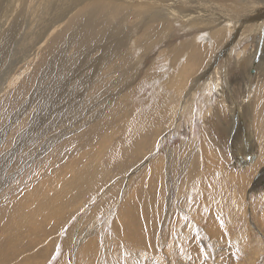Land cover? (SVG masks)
Wrapping results in <instances>:
<instances>
[{
  "label": "rangeland",
  "instance_id": "1",
  "mask_svg": "<svg viewBox=\"0 0 264 264\" xmlns=\"http://www.w3.org/2000/svg\"><path fill=\"white\" fill-rule=\"evenodd\" d=\"M15 2L18 3V5ZM34 2L36 5L32 3V0H26L25 4L22 0H14L13 3H15L17 7L12 3V7L6 10L10 13H3L4 16L12 18L9 20L10 22L2 28V31H7L8 28H10V24L13 22L12 20L16 19L20 14H22L21 20L24 21L21 23L22 21L19 19L21 25H24V23L26 24L29 19H32L31 26H38V28H36L38 31L36 37H30L29 41L19 46L18 49L20 52L16 55V60L7 57L0 63V69H3L9 63L16 64L19 62L13 66L10 72H0V235L5 231L11 233L8 234L9 236L4 235V239H9L11 242L8 248L9 253H2V256H0V263L264 264V218H262V216L264 217V178L260 177L264 175V161L259 165L255 163L259 158L256 156L257 150L254 151L255 141L257 145V141L259 140L255 132L257 124L253 122V132H248L246 128L247 119L249 118L248 102L256 94L259 84L256 86V89L251 92L250 99L248 100V94L250 93L249 88L247 84L245 87L241 80L243 76L241 70L242 68H244L243 70L246 68V65L242 64L244 57L248 55L247 57L249 58V55L251 56L255 52L256 45L257 50L253 62L259 64L262 60H260L262 55L264 59V33L248 35L245 32V26L247 25L245 24L241 26L238 31H234L225 42L216 45L214 51L211 50L210 55L207 56L204 72H201L199 64L194 62L193 69L196 72L189 73L196 76L198 81H202L201 91H199L200 96L198 95L197 103L194 104L193 113L192 108L187 107L186 113L182 119V124L169 128L163 135L158 137L160 143L163 144L154 148H152V146L148 147V152H144L142 149L133 152L129 156H125L123 131H120L101 154L99 158L101 165L99 164V168L93 163L92 166H95L96 170H91L92 166H88V168H86V166L83 167L90 162V155L89 158L84 160L80 157L81 155L91 152V154H95L94 152L97 149V147H95L96 144L90 147L89 141L91 140V132L97 136H99L100 132V128L98 127L100 118L99 120L98 118H93L100 110L99 103L101 93L98 83L101 81L100 84L102 85L103 81L106 79L111 82L113 78H118L121 73H114L112 64L109 65L110 63L107 69L103 68L104 66L101 61L102 50L99 48L102 43L99 45L100 37L98 38L101 30L100 25H94L95 27L92 26V32L89 31L88 34V31H84L82 37L75 43H71L75 44V46L78 45L76 47L74 45L72 46L67 38L72 32L73 26L78 23L77 21L82 20L81 18L80 20L74 17L78 10H75L67 16L64 25L58 24L59 27L56 25V31L53 27L54 29H50L54 30L53 33L52 31H48V33L44 35L47 30L42 33L43 25L38 23L39 18L37 17L39 13H44V15L48 14L51 11V7L45 5L46 9L44 8L42 12L39 11V13H37L38 11L36 8L40 7L39 5H41L43 1L34 0ZM30 5L33 9H30ZM203 8V13L205 15L208 14L209 19L219 22L218 17L214 15V3L205 4ZM25 9L26 12L24 13L23 10L25 11ZM31 14H34V16H31ZM23 16L26 18H23ZM32 17L36 18V21L33 20ZM158 24L159 23L156 22V25L154 24L151 26L156 27ZM199 26L200 25L197 24L184 27L180 24H176L175 30L171 35L172 40H170V46L164 47L165 44L161 43L155 47V44H153L155 48L143 46V43H145L144 34L148 29L141 28L140 32L144 33L143 37L139 33L140 36L138 41L134 39V43L128 47L131 54L127 49V55L129 59L131 55L136 63L141 60V64L144 66L140 65L138 68V73L140 72L139 77L131 87L123 89V83V86L117 90L119 95L129 92L122 96L123 99L121 96V99H118L121 101L122 105H125V103L128 104L126 108L127 118H125L129 122L134 120L136 123L144 122L153 117V115L162 112L163 107L165 109L167 108L166 106L168 104L166 101H168V97L172 95L167 83L172 74H177L176 71L179 70V67H174L173 72H167L166 69L169 68L170 58H166L165 55L167 56L169 54V48L184 43L186 35L193 37L195 34L194 31L199 30ZM87 30H90V28H87ZM59 32L61 33L57 34ZM199 32L206 33L205 31ZM48 34L52 35L50 36ZM177 34L182 35L178 37L176 36ZM183 34L184 37L182 38ZM66 35L68 36L67 38ZM0 39V45L4 46L6 44L4 37L0 36ZM37 39L40 40L41 44L39 45L41 46L35 48L30 55L29 49L35 42L39 41ZM80 39L84 40L81 41ZM95 39L98 41L96 42ZM210 39H214L213 34L203 35L202 43L210 44L211 47L214 45V42ZM57 42H60V44ZM228 43L229 45L225 47ZM83 44L86 46L88 45V47L90 46L93 51H96L93 52L90 47L88 48ZM60 45L63 47L61 48ZM0 48H2V46H0ZM231 48L232 58L226 60L224 54L228 53ZM152 49L154 55L151 53ZM164 49H167L165 53ZM63 50L64 53H66L65 58L67 59L66 67L60 71L64 72L65 75L63 79L64 87L61 89L60 84L49 87L47 85L54 81V76L49 73L53 71L48 67L57 65L56 62H58V60L56 61V59ZM78 50H80V52ZM87 52H89V54ZM78 53L88 54V56L83 57L81 54V56H76L75 54ZM23 57H26V59L21 60ZM187 58L179 60L178 63L182 65ZM67 67L69 68L67 69ZM101 68L104 69V75L100 78V72L103 71ZM254 69L255 68L250 67L249 70L251 73L249 75L256 74V69ZM105 70H108V72ZM221 72L227 73L228 76L224 81L220 82L218 78L223 76ZM214 82L216 83L215 92L214 89H212L215 85ZM219 82L220 85L218 86L217 84H219ZM240 83H242L241 86ZM248 83L252 84L249 81ZM165 85H167V87H164ZM44 86L49 88V99L55 100L57 98L55 104H51L49 100H41L43 102L38 101L40 98H37L38 93L35 92L37 90L40 91ZM210 86H212L211 89L213 91L211 93V99L207 101L206 99L208 97H205V92L206 90L208 91ZM64 89L65 91H63ZM262 91L264 94V84ZM164 92H166L168 96ZM218 92L224 95V100L227 103L231 102L228 104L236 115L234 116L236 128L232 129L230 140L232 141V138L237 135V139L235 140L237 146L236 148L232 147V151L228 150V152L227 150L216 149L220 152L216 153L219 161L214 163V155L209 156L205 154L206 151H210L207 146L209 145L211 147L212 143L210 140L212 136L210 132L207 131L206 123L204 122L203 105L205 104L206 106L211 104V106H214V104H217L219 101ZM213 95L217 97L216 102H214ZM60 96L61 98H59ZM138 99L141 100L139 101ZM68 102H72L74 106H71ZM45 104L47 105L45 106ZM68 105H70L71 110L65 118L61 117L60 112L64 113L67 111L69 108ZM82 106L86 110H82ZM219 106L222 108V114L226 115L228 121L227 107L222 101L219 103ZM263 112L264 103L259 105L257 109V113L262 119H264ZM71 113L72 116L70 115ZM253 116L256 118L254 113ZM38 117L40 118L39 120H37ZM59 117L60 119H58ZM85 118H87V120H85ZM64 119L67 120L65 121ZM66 123L69 124L66 125ZM166 123L160 125L161 130L166 129ZM62 124L65 125L62 126ZM139 126L141 128L140 124H138V126L135 125V130L133 131V125L128 124V128L126 129L128 133L132 131V135L134 136L133 139L135 140L144 136L139 131ZM260 126L264 133V124ZM255 135L257 136L255 137ZM205 138L208 142L204 144ZM73 140L74 145L72 144ZM153 140V136L149 138V145L153 144ZM62 141L64 143H61ZM156 143L157 141L155 140V144ZM230 144L228 145L230 146ZM186 145L192 146L187 152L182 150ZM179 146L180 148H178ZM212 150H214V148ZM239 154L246 155V159L243 160ZM248 154H252V159ZM76 157L77 159L80 158L79 160H81V162H79L78 165L72 166L71 162L76 159ZM137 160L142 161L140 165L146 164L143 166L137 165ZM162 162H164V166L169 164L168 177L165 171L163 172L162 170L151 168L157 164H162ZM152 163L153 165H151ZM127 164L131 165L130 170H124V173H121L119 171L120 166H125ZM250 164L253 166L254 170L251 168ZM187 166L193 168V170L189 172L190 169H187ZM241 169L247 172L250 170L251 172L253 171V175H251L249 179L246 177L243 190L236 182V178H231L227 175V170L233 172ZM78 170L96 172L98 179L93 181L94 183L88 187L89 189L87 188L85 191H81V193L80 190L82 189H77L76 191V188L71 184L69 186L72 187V189L65 188L64 192V188L62 187L68 184L72 172L75 175H81V172ZM150 170H152V172ZM66 176L68 177L66 178ZM162 177L163 182H161ZM164 178L166 180H164ZM245 182L248 185L245 184ZM256 182H258L257 185ZM35 187L43 192L39 193V189L36 191ZM57 187L58 189H56ZM46 189L52 192L46 191ZM70 189L72 191H69ZM237 191H240V193ZM10 192L13 193L11 194ZM61 193H65L63 194L64 196ZM43 195L48 196L43 197ZM66 195L68 200L65 198ZM53 197L56 199H61L62 197V202L60 201L59 204L58 202L55 203ZM75 197L77 200H75ZM129 199L131 200L129 201ZM128 202L131 203L128 204ZM246 202L248 204H245ZM126 203L129 206H127ZM254 203L255 205L256 203L258 204L255 206ZM26 204L29 205L27 206ZM52 205L59 211L53 209ZM45 206L46 208H44ZM27 207H29L28 210ZM121 209L129 211V213ZM28 221L29 223H27ZM25 226H27V229ZM23 229L28 231L25 232ZM21 232L22 236L20 235ZM20 248H23L24 251L17 254Z\"/></svg>",
  "mask_w": 264,
  "mask_h": 264
},
{
  "label": "bare ground",
  "instance_id": "2",
  "mask_svg": "<svg viewBox=\"0 0 264 264\" xmlns=\"http://www.w3.org/2000/svg\"><path fill=\"white\" fill-rule=\"evenodd\" d=\"M19 1V0H18ZM43 3L41 5H39L40 7L36 8L37 13L42 12V10H44L45 5L46 6H50L51 7V11L48 14L44 13H39L38 17L39 21L38 23H40V25H43L42 27V33H44L46 30V32L44 33V35L46 33H48V31H53L54 30H50V29H54L56 27V25L58 26V24H63L66 22L67 20V16H69V14H71L72 12H74L75 10L77 11V14L75 17V19H80L81 21H77L80 24H76L75 26H73L72 32L70 33L69 31V37L66 35V38L68 39L70 45H74L75 44H71V43H75L80 37H82V35L84 34V31H88L87 34L89 33V31L92 32L91 27H95L94 25H100L101 30H100V35L98 36V38L100 37V41H99V45H101L100 43H102V45L99 47L102 50V57H101V61L103 63V68L107 69L108 64L111 65L112 64V70H114L113 72L116 74H120V76L118 78H113V80L111 82H109L107 79L103 81V84L101 85L100 82L99 84V89H100V110L97 112V114L93 117V118H100V121H98L99 125L98 127L100 128V132H99V136L95 135L94 133H90L91 135V140L90 142V147H92L94 144H96L95 147H97V149L95 150V154H84L81 155L80 158L87 159L89 158L90 155V162L87 165H84L83 167L86 166V168H88V166H92V164L94 163L97 168H99V158L101 156V154L105 151V149L107 148L108 144L114 139V137L120 132L123 131V138H124V142H125V156H129L131 155L133 152L138 151V150H142L144 152H148V147L154 148L159 146L160 144V140H159V136L163 135L169 128L173 127V126H178L179 124H182V119L186 113L187 107L192 108V113L194 110V104L197 103V97L199 95V91H201V82L202 81H198L197 77L190 74L189 72H196L193 69V65L194 62H197L199 64L200 70L201 72H204V66L206 65L207 62V56L210 55L211 50L214 51V48L216 45H219L221 42H225L228 38H230L231 34L234 31H238V29L247 24L245 27V32L248 35H256L258 33H264V0H42ZM14 2V0H0V36H3L6 44L0 45L2 46V48H0V63L2 61H4L7 57L12 58L13 60H16V55L19 54V46L22 45L23 43H26L27 41H29V38L32 36L37 35V31L38 26L36 25H32L31 26V20L29 19L28 22L22 26L20 24L21 20V16L22 14H18L19 16L16 17V19L12 20L13 22L10 24V28H8L7 31H2V28H4L8 22H10L9 20L12 18H8V16H4L3 13L5 12H9L6 10H9L10 7H12V3ZM17 2V1H16ZM15 2V3H16ZM22 2H26V0H22ZM31 2V1H30ZM28 2V3H30ZM13 3V4H15ZM32 3L35 4L34 0H32ZM38 3V2H37ZM214 3V15H216L219 19V22L214 21L212 19H209V15L208 14H204V5L205 4H212ZM18 5V3H16ZM15 4V5H16ZM39 4V3H38ZM16 5V7H17ZM36 5V4H35ZM31 6V5H30ZM29 6V7H30ZM27 7V4H26ZM25 7V8H26ZM37 7V6H36ZM49 8V7H48ZM23 9V8H22ZM30 9H33L32 6L30 7ZM35 9V8H34ZM46 9V8H45ZM12 10V9H11ZM29 10V8H28ZM27 10V11H28ZM14 11V10H12ZM11 11V12H12ZM21 11V10H20ZM31 11V10H30ZM23 12H26L23 10ZM29 12V11H28ZM33 12V11H32ZM10 13V12H9ZM23 13V14H24ZM8 14V13H6ZM12 14V13H11ZM29 14V13H27ZM26 14V15H27ZM35 14V13H34ZM34 14H31V16ZM36 15V14H35ZM53 15V16H52ZM11 16V15H10ZM20 17V18H19ZM23 18H26L23 16ZM33 18V17H32ZM19 19L21 20L19 22ZM36 18H33V20H35ZM74 19V20H75ZM71 20V19H69ZM73 20V19H72ZM36 21V20H35ZM34 21V22H35ZM250 21H261V22H250ZM24 21H22L21 23H23ZM73 22V21H72ZM156 22H158V26H151V25H156ZM35 24V23H34ZM176 24H180L181 26H193V25H197L199 24V30H192L195 32V34L193 35V37L191 36H187L186 35V40H184V43L179 44L178 46H174L169 48V54L165 57L166 58H170L169 60V68L166 69L167 72H173L174 67H179V70L176 71L177 74L174 75L172 74L170 76V79L168 81V88L169 91L171 92V96L168 97V101H166V103L168 104L166 107V109L163 107L162 112L157 113L156 115H153V117H151L149 120H145L144 122H138L136 123V121H132L129 122L126 118V114H127V106L128 104L125 103V105L121 104V101L118 100L119 98L121 99L122 96L126 95L122 94L119 95L117 90H119L124 83L123 89L126 88L128 89L129 87H131L138 79L139 77V73H138V68L140 67L141 64V60H139L137 63L135 61L134 58H132V56L130 55V59L127 55V49L128 47H130L133 43H134V39H137L139 36L141 35L143 37V32H140L141 28H147L148 30L144 31L146 32L144 34V39H145V43H143L144 47L147 48H152L155 44V47L160 45L161 43H164V47H168L170 46V40L171 39V35L175 30V25ZM54 27V28H53ZM59 27V26H58ZM151 27V28H148ZM57 28V27H56ZM55 28V31H56ZM87 28H90V30H87ZM99 28V26H98ZM41 29V28H40ZM182 29V28H181ZM199 31H205L206 33L203 32H199ZM90 32V33H91ZM99 32V31H98ZM193 32V33H194ZM213 32V33H212ZM51 33V32H50ZM61 32L57 33L60 34ZM140 33V35H139ZM178 33V32H177ZM181 33V32H180ZM189 34V33H188ZM192 34V33H191ZM207 34H213L214 39H210L211 41L214 42V45H212V49L210 47V44H205L202 43L203 42V35H207ZM50 35V34H48ZM52 35V34H51ZM50 35V36H51ZM182 35V34H179ZM178 34L176 36L180 37ZM58 36V35H57ZM96 36V35H95ZM175 36V35H174ZM228 36V37H227ZM84 37V36H83ZM97 37V36H96ZM95 37V38H96ZM184 37V34L182 36V38ZM46 38V36H45ZM94 38V37H93ZM42 39V38H41ZM65 39V38H64ZM66 39V41H67ZM142 39V38H140ZM1 40V39H0ZM39 40V39H37ZM57 40V39H56ZM55 40V41H56ZM81 40V39H80ZM84 40V39H83ZM81 40V41H83ZM176 40V39H175ZM32 41V40H31ZM30 41V42H31ZM54 41V42H55ZM59 41V40H58ZM65 41V40H64ZM65 41V43H66ZM87 42H89L88 40H85ZM95 41L97 42L98 40L95 39ZM3 42V41H2ZM79 42V41H78ZM87 42H83V43H87ZM92 42V41H91ZM94 42V40H93ZM96 42H94L96 44ZM166 42V43H165ZM195 42V43H194ZM45 43V42H44ZM58 43V42H57ZM258 43V42H257ZM3 44V43H2ZM40 40L38 42H35L29 49V53L30 55L32 54L33 50L41 45ZM52 44V43H51ZM60 44V42L58 43ZM81 44V43H80ZM92 44V43H91ZM90 44V45H91ZM140 44V43H138ZM30 45V44H29ZM43 45V43H42ZM78 45V44H77ZM76 45V46H77ZM85 45V44H83ZM229 45V43L225 46L227 47ZM75 46V47H76ZM82 46V45H81ZM86 46V45H85ZM84 46V47H85ZM60 47L62 48L63 46L60 45ZM70 47V46H69ZM83 47V46H82ZM81 47V48H82ZM88 47V45L86 46ZM90 47V46H89ZM88 47V48H89ZM153 47V48H155ZM224 47V48H225ZM252 47V46H251ZM68 48V47H66ZM264 48V45H263ZM49 49V48H48ZM57 49V48H56ZM55 49V50H56ZM59 49V48H58ZM64 49V48H63ZM91 49V47H90ZM157 49V48H156ZM39 50V49H37ZM87 50V49H86ZM92 50V49H91ZM95 50V49H94ZM129 50V49H128ZM257 50V45L255 47V52ZM23 51V50H21ZM52 51V50H51ZM80 52V50H78ZM85 51V50H84ZM89 51V50H87ZM93 51V50H92ZM96 51V50H95ZM93 51V52H95ZM100 51V49H99ZM126 51V52H125ZM153 49L151 50L152 53ZM167 51V49H164V53ZM25 52V49H24ZM57 52V50H56ZM77 52V51H76ZM231 52H232V48L228 53H225L224 56L226 57V60H230L231 57ZM253 53L251 56L249 55V58L247 56L244 57L243 63L246 65L245 70H243L244 68H242L241 72H243V76L241 78L242 83L244 84V86L247 84L248 88H249V94H248V100L250 99V95L251 92H253L257 87V92L254 95V97L252 99H250V101L248 102V115L249 118L247 119V131L248 132H253L254 131V126H253V122H255L254 124H257V128H256V133L257 135H255V137H258V141H257V145H256V141H255V148L254 151L257 150V161L255 162L257 165H259L260 163H262L264 161V133L261 129V124H264V119L261 118V116L258 115L257 113V109L259 105H262L264 103V94H263V84H264V59H263V55L260 57V63L259 64H255L253 62L254 58H255V54ZM22 53V52H21ZM35 53V52H34ZM75 53V52H74ZM89 54V52H87ZM129 53L131 54L130 50ZM173 53V54H172ZM49 54V53H47ZM53 54V53H52ZM57 54V53H56ZM83 57H87L88 54H82V53H78L75 54L76 56H81ZM139 54V53H138ZM153 54V53H152ZM189 54V55H188ZM58 55V54H57ZM91 55V54H90ZM151 55V54H150ZM154 55V54H153ZM188 55V56H186ZM49 56V55H48ZM47 56V57H48ZM59 56V57H58ZM56 57H58L56 59V61L58 60V62H56L57 65H51V67L49 66L48 68L51 69V71L53 72H49L51 74H53L54 76V81L50 82V84H48L47 86L51 87V86H55L56 84H60V88L62 89L64 87L63 84V79L65 78L64 76V72H60L62 71L63 68L66 67L67 65V59L65 58L66 53L61 52L60 55H58ZM69 56V55H67ZM145 56V55H144ZM181 56V57H180ZM186 56V57H185ZM216 56V55H214ZM50 57V56H49ZM48 57V58H49ZM188 57V58H187ZM9 58V59H10ZM53 58V57H52ZM136 58V57H135ZM187 58V60L180 65L178 63L179 60H183ZM248 58V59H247ZM26 57H23L21 60H25ZM46 59V58H45ZM51 59V57H50ZM85 59V58H84ZM115 59V60H113ZM10 61V60H9ZM49 61V60H48ZM145 61V60H144ZM150 61V59H149ZM43 62V61H42ZM19 62H17L16 64H18ZM45 63V62H44ZM80 63V62H79ZM14 63H9L8 65H6L3 69H0V72H10L13 68L14 65H16ZM82 64V63H81ZM154 65V64H153ZM144 66V65H143ZM1 67V65H0ZM39 67V66H38ZM102 67V66H100ZM109 67V66H108ZM242 67V66H241ZM250 67H253L256 69V74L255 75H249L250 72ZM69 67H67L68 69ZM97 68V67H96ZM99 68V66H98ZM97 68V69H98ZM72 69V68H71ZM104 69L101 68V70H103L102 72H100V78L104 75ZM254 69V70H255ZM66 70V69H65ZM111 70V69H110ZM109 70V71H110ZM249 70V72H248ZM56 71V72H55ZM59 71V72H57ZM106 71V70H105ZM228 71V70H227ZM108 72V70L106 71ZM143 72V70H142ZM98 73V72H97ZM113 73V74H114ZM215 73V72H214ZM220 73V72H218ZM223 74V76L221 78H218V80L224 81L228 74L225 72H221ZM229 73V72H228ZM46 74V72H45ZM107 74V73H106ZM109 74V73H108ZM205 74V73H204ZM217 74V73H216ZM9 75V74H8ZM7 75V76H8ZM112 75V73H111ZM163 75V74H162ZM208 75V74H207ZM109 77V75H108ZM159 77V76H158ZM201 77V76H200ZM207 77V76H205ZM220 77V76H217ZM215 77V78H217ZM7 78V77H6ZM5 78V79H6ZM111 78V77H110ZM104 79V78H103ZM109 79V78H108ZM252 79V80H251ZM156 80V79H155ZM202 80V79H201ZM215 80V79H214ZM255 80V81H254ZM205 81V80H204ZM209 81V80H208ZM207 81V84H208ZM251 82L252 84L248 83ZM216 82V80H215ZM214 82V83H215ZM218 82V81H217ZM217 84L218 86L220 85ZM254 82V83H253ZM240 83V86L241 84ZM42 84V83H41ZM93 84V83H92ZM36 85V84H35ZM209 85V84H208ZM213 85V84H212ZM250 85V86H249ZM43 87L40 91L37 90L35 93H38L37 98H40V102H43L44 100L48 101L51 104H55L56 103V99H49L48 98V93H49V88L48 87ZM90 86V85H89ZM95 87V86H94ZM164 87H167V85H165ZM215 87H216V83L214 85V88H212V86H210V88L208 89V91L206 90L205 92V97L207 96L208 98L206 99L207 101L211 99V93H212V89H214L215 92ZM246 87V86H245ZM59 88V87H58ZM208 88V87H207ZM212 88V89H211ZM60 89V90H61ZM36 90V89H35ZM88 90V89H87ZM65 91V89L63 90ZM68 92H70L69 90H67ZM217 91V90H216ZM54 93V91H53ZM71 93V92H70ZM163 93V92H162ZM166 93V92H164ZM167 94V93H166ZM51 96V95H50ZM99 96V97H100ZM121 96V97H120ZM128 96V95H127ZM126 96V97H127ZM148 96V95H147ZM168 96V94H167ZM200 96V95H199ZM214 96V95H213ZM53 97V96H51ZM61 98V96L59 97ZM153 98V97H152ZM91 99V98H90ZM97 99V98H96ZM123 99V97H122ZM128 99V98H127ZM143 99V98H142ZM217 97L214 96V102H216ZM218 103L214 104V106H211V104L203 105V108L205 110H203V116H204V122L206 123V128L207 131L210 132L211 134V147L208 145L207 147H209L210 151H206L205 154L209 155V156H213L214 155V163L219 161V158L217 156L216 153H220L219 150L216 149H222L224 151L230 150L232 151V147L236 148L237 144L235 143V140L237 139V135H235V137L231 139V132L232 129L236 128V122H235V118L234 116L235 113L233 112V109H231L230 105L228 103L231 102H226L224 100V95L220 92H218ZM43 100V101H41ZM139 101L141 99H138ZM152 100V99H151ZM126 101V100H125ZM143 101V100H142ZM222 101L223 104H225V106L227 107V112H228V117L229 120L227 121V117L225 114H222L221 111V107L219 106V103ZM83 102V101H82ZM137 102V101H136ZM60 103V102H59ZM69 103V102H68ZM80 103V102H79ZM123 103V102H122ZM22 104V103H21ZM41 104V103H39ZM63 104V103H62ZM71 106L72 102L69 103ZM84 104V103H83ZM86 104V101H85ZM47 104H45L46 106ZM61 105V104H60ZM70 105H68V110L65 111L64 113L60 112V116L64 117L67 116V114L69 113V111L71 110ZM161 105V104H160ZM59 106V105H58ZM57 106V107H58ZM65 106V105H64ZM51 107V106H50ZM91 107V106H90ZM132 107V106H131ZM76 108V107H75ZM88 108V107H87ZM212 108V109H211ZM73 109V108H72ZM82 110L84 109V107L82 106L81 108ZM59 110V109H58ZM80 110V109H79ZM86 110V109H84ZM81 111V110H80ZM4 112V111H3ZM82 112V111H81ZM85 112V111H84ZM131 112V111H130ZM145 112V111H144ZM75 113V112H74ZM89 113V112H88ZM141 113V112H140ZM253 113L255 114L256 118L253 116ZM264 113V112H263ZM80 114V113H79ZM78 114V115H79ZM147 114V113H146ZM72 116V113L70 114ZM91 115V113H90ZM191 115V113H190ZM69 116V115H68ZM57 117V116H56ZM91 117V116H90ZM126 117V118H125ZM130 117V116H129ZM202 117V116H201ZM73 118V117H72ZM71 118V120H72ZM82 118V117H81ZM84 118V116H83ZM89 118V117H88ZM92 118V120H93ZM234 120H233V119ZM40 118L38 117L37 120H39ZM60 119V117L58 118ZM63 119V118H61ZM124 119V121H123ZM65 121L67 119H64ZM69 120V121H71ZM85 120H87V118H85ZM77 121V120H76ZM185 121V120H184ZM257 121V123H256ZM61 122V121H59ZM64 122V121H63ZM167 122V123H166ZM238 122V121H237ZM57 123V122H56ZM86 123V122H85ZM162 123H166L165 124V128L164 130H161L160 125ZM69 124V123H68ZM66 123V125H68ZM72 124V123H71ZM76 124V123H75ZM128 124L129 125H133V131L135 130L134 126L138 124L141 125V128L139 126V131L141 132V134H143L144 136H142V138L135 140L133 139V135H132V131L131 133L127 132V128H128ZM65 125V124H64ZM62 124V126H64ZM95 126V125H94ZM97 127V126H96ZM181 127V126H180ZM33 128V127H32ZM91 128V127H90ZM177 128V127H176ZM89 129V127H88ZM141 129V130H140ZM32 130V129H31ZM30 130V131H31ZM96 132V131H95ZM31 133V132H30ZM154 137L153 140V144L149 145V138L150 137ZM20 137V136H19ZM68 137V136H67ZM71 139V138H70ZM242 139V136H241ZM69 140V139H68ZM155 140L157 141V143L155 144ZM243 140V139H242ZM21 141V140H20ZM55 141V140H54ZM64 141V140H63ZM61 143H64V142ZM241 141V140H240ZM71 142V141H70ZM208 141H206V138L204 139V144L207 143ZM231 142V144H230ZM237 142V141H236ZM23 143V142H22ZM238 143V142H237ZM74 145V140L73 143ZM230 144V146L228 145ZM10 145V144H9ZM214 145V146H213ZM243 145V143H242ZM21 146V145H20ZM19 146V147H20ZM194 146V145H193ZM214 150H212L213 148ZM45 147V145H44ZM89 147V148H90ZM241 147V145H240ZM46 148V147H45ZM180 148V146L178 147ZM192 148L191 145H186L182 148L183 151L187 152V150H190ZM47 149V148H46ZM53 150V149H52ZM208 150V149H207ZM46 151V150H45ZM226 153V152H223ZM238 153V152H236ZM53 155V154H52ZM240 155V154H239ZM55 156V155H54ZM246 155L241 154L240 157L244 160ZM248 156L251 157L252 159V154H248ZM17 157V156H16ZM78 157V156H77ZM72 160L71 165H78L79 162H81V160H79L80 158ZM160 158H162L161 156H159ZM217 157V160H216ZM57 158V157H56ZM74 158V156H73ZM41 159V158H40ZM52 159V158H51ZM59 159V158H58ZM153 159V158H152ZM150 159V160H152ZM169 159V158H168ZM249 159V158H248ZM6 160V159H5ZM19 161V160H18ZM49 161V160H48ZM51 161V160H50ZM57 161V160H56ZM164 161V158H163ZM255 161V160H254ZM54 162V161H53ZM156 162V160H155ZM161 162V161H160ZM194 162V161H193ZM22 163V162H21ZM36 163V162H35ZM142 161L137 160V165L141 164ZM148 163V162H147ZM164 162H162V164H157L154 165L155 166H150L152 169H157V170H162L163 172H166L167 177L169 176L168 171H169V164L167 166H164L165 164H163ZM195 163V162H194ZM37 164V163H36ZM146 163L140 165L143 166ZM150 164V163H149ZM264 164V163H263ZM82 165V164H81ZM101 165V164H100ZM153 165V163L151 164ZM181 165V163H180ZM251 165V164H250ZM253 165V163H252ZM251 165V168L253 169V166ZM38 166V165H36ZM104 166V165H103ZM249 166V165H248ZM33 167V165H32ZM53 167V166H52ZM149 167V168H150ZM178 167V165H177ZM30 168V166H29ZM85 168V169H86ZM106 168V167H105ZM131 165L127 164L125 166H120L119 171L121 173H124V170H130ZM182 168H183V164H182ZM190 169L189 172H191L193 170V168L188 167L187 169ZM232 168V167H230ZM241 168V166H240ZM250 168V169H251ZM256 168V167H255ZM43 169V167H42ZM75 169V168H74ZM95 169V166L91 167V170ZM103 169V167H102ZM179 169V168H178ZM238 169V168H237ZM44 170V169H43ZM59 170V169H58ZM96 170V169H95ZM223 170V169H222ZM233 170V169H231ZM230 170V171H231ZM248 170V169H247ZM254 170V169H253ZM71 171V170H70ZM80 171V170H78ZM104 171V170H103ZM152 172V170H150ZM229 170H227V175H229L231 178H236V182L239 184V186L241 187V189L243 190L244 188V181L246 179V177L249 179L251 177V175H253V171L251 172V170L249 172L245 171V170H239V171H233L230 172ZM21 172V171H20ZM67 172V171H66ZM81 175H75L71 174V178L68 180V184L65 186H63L62 188H64V192H65V188H71L69 185L71 184L74 188L77 189H82L81 191H85V189H87L90 185H92L96 179H98V175L96 174V172H90V171H80ZM88 172H90L89 174H87ZM225 172V171H224ZM19 173V172H18ZM47 173V172H44ZM60 173V172H59ZM195 173V172H194ZM255 173V171H254ZM101 174V173H100ZM2 175V174H1ZM33 175V174H32ZM66 175V174H65ZM107 175V174H106ZM154 175V174H153ZM3 176V175H2ZM1 176V177H2ZM143 176V175H142ZM191 176V175H190ZM34 177V176H33ZM68 176H66L67 178ZM114 177V176H113ZM194 177V176H193ZM262 178H264L263 176H260ZM258 177V178H260ZM27 178V177H26ZM107 178V177H106ZM24 179V178H23ZM28 179V178H27ZM46 179V178H45ZM54 179V178H53ZM58 179V178H57ZM63 179V178H62ZM140 179V178H138ZM107 180V179H106ZM125 180V177H124ZM136 180V179H135ZM164 180H166L164 178ZM169 180V179H168ZM3 181V180H2ZM32 181V179H31ZM40 181V180H39ZM191 181V180H190ZM5 182V180H4ZM29 182V181H28ZM27 182V183H28ZM41 182V181H40ZM101 182V181H100ZM104 182V181H103ZM121 182V181H120ZM161 182H163V177ZM234 182V181H233ZM247 182V181H246ZM245 182V184H247ZM3 183V182H2ZM11 183V182H9ZM19 183V182H18ZM26 183V184H27ZM63 183V182H60ZM97 183V181H96ZM95 183V184H96ZM116 183V182H115ZM258 182H256L257 185ZM261 183V182H260ZM65 184V183H64ZM233 184V183H232ZM236 184V183H234ZM2 185V184H1ZM29 185V184H28ZM46 185V184H45ZM114 185V184H113ZM248 185V184H247ZM58 186V185H56ZM55 186V187H56ZM62 186V185H60ZM103 186V185H102ZM147 186V185H146ZM34 187V185H33ZM54 187V186H53ZM247 187V186H246ZM2 188V187H1ZM15 188V187H14ZM30 188V186H29ZM36 188V191L37 187ZM34 188V190H35ZM130 188V187H129ZM236 188V187H235ZM18 189V188H17ZM16 189V191H17ZM42 189V188H41ZM58 189V187L56 188ZM69 191H72V190ZM89 189V188H88ZM48 189H46L47 191ZM61 190V188H60ZM128 190V189H127ZM40 191V189L38 190ZM50 191V190H48ZM68 191V190H67ZM236 191V190H235ZM241 191V190H240ZM240 191H237L240 193ZM258 191V189H257ZM43 191H40L39 193H41ZM52 192V191H50ZM59 192V191H58ZM75 192V191H74ZM73 192V193H74ZM11 194L13 192H10ZM28 193V192H27ZM34 193V192H33ZM32 193V194H33ZM38 193V192H37ZM48 193V192H47ZM79 193V195H80ZM86 193V192H84ZM136 193V192H135ZM242 193V192H241ZM259 193V192H258ZM31 194V195H32ZM50 194V193H49ZM48 194V195H49ZM62 194V193H61ZM65 194V193H63ZM62 194V195H63ZM67 194V193H66ZM236 194V193H235ZM247 194V193H246ZM263 194V193H262ZM34 195V194H33ZM46 195V194H45ZM43 195V197L45 196ZM47 195V196H48ZM54 195V193H53ZM59 195V193H58ZM57 195V196H58ZM243 195V194H242ZM258 195V194H257ZM260 195V194H259ZM26 196V195H25ZM29 196V195H28ZM40 196V195H39ZM45 196V197H47ZM64 196V195H63ZM72 196V195H70ZM76 196V195H75ZM245 196V195H244ZM243 196V197H244ZM256 196V195H255ZM11 197V196H10ZM30 197V196H29ZM77 197V196H76ZM75 197V200H77ZM81 197V196H80ZM128 197V195H127ZM241 197V196H240ZM259 197V196H258ZM51 198V197H50ZM58 198V197H57ZM67 198V195L66 197ZM78 198V197H77ZM251 198V197H250ZM256 198V197H254ZM11 199V198H10ZM31 199V198H30ZM36 199V198H35ZM55 203L58 202V204L60 203L61 199H56L55 197H53ZM71 199V198H70ZM74 199V198H73ZM125 199V198H124ZM145 199V198H144ZM234 199V198H233ZM249 199V198H248ZM253 199V198H252ZM263 199V196H262ZM68 200V198H67ZM66 200V201H67ZM131 199H129L130 201ZM150 200V199H149ZM241 200V199H240ZM261 200V199H260ZM22 201V200H20ZM30 201V200H29ZM33 201V199H32ZM36 201V200H35ZM49 201V200H48ZM53 201V202H54ZM128 201V200H127ZM254 201V200H253ZM259 201V200H258ZM262 201V200H261ZM51 202V203H53ZM62 202V201H61ZM64 202V201H63ZM71 202V201H70ZM73 202V201H72ZM179 202V201H178ZM248 202V201H247ZM245 204H248V203ZM15 203V202H14ZM35 203V202H34ZM48 203V202H46ZM45 203V205H46ZM65 203V202H64ZM69 203V202H67ZM131 203V202H130ZM128 202V204H130ZM149 203V202H148ZM30 204V203H29ZM28 204V205H29ZM44 204V203H43ZM57 204V205H58ZM66 204V203H65ZM71 204V203H70ZM238 204V203H237ZM258 203H256L257 205ZM261 204V202H260ZM15 205V204H14ZM27 205V204H26ZM27 205V206H28ZM49 205V204H48ZM68 205V204H67ZM66 205V207H67ZM73 205V204H72ZM125 205V204H124ZM127 205V203H126ZM255 205V203H254ZM255 205V206H256ZM53 206V205H52ZM78 206V205H77ZM129 206V205H127ZM148 206V205H147ZM173 206V205H172ZM32 207V206H31ZM49 207V206H48ZM74 207V206H73ZM125 207V206H124ZM137 207V205H136ZM238 207V206H237ZM23 208V207H22ZM29 207H27L28 210ZM46 208V206L44 207ZM59 208V207H57ZM69 208V206H68ZM77 208V207H76ZM127 208V207H126ZM125 208V209H126ZM205 208V207H204ZM234 208V207H233ZM40 209V208H39ZM53 209L54 206H53ZM62 209V208H61ZM75 209V208H74ZM58 210V209H55ZM63 210V209H62ZM60 210V211H62ZM69 210V209H68ZM71 210V209H70ZM122 210V209H121ZM120 210V212H121ZM132 210V209H131ZM139 210V209H138ZM247 210V209H246ZM39 211V210H38ZM59 211V210H58ZM124 211V210H122ZM127 211V210H126ZM124 211V212H126ZM208 211V209H207ZM23 212V211H22ZM29 212V211H28ZM129 213V211H127ZM143 212V211H142ZM141 212V213H142ZM213 212V211H212ZM18 213V212H17ZM61 213V212H58ZM63 213V212H62ZM122 213V212H121ZM131 213V212H130ZM202 213V212H201ZM11 214V213H10ZM28 214V213H26ZM36 214V213H35ZM146 214V213H145ZM23 215V214H22ZM61 215V214H60ZM64 215V214H63ZM120 215V214H119ZM124 215V214H123ZM122 215V216H123ZM129 215V214H128ZM202 215V214H201ZM127 216V215H126ZM130 216V215H129ZM262 216V215H261ZM15 217V216H14ZM18 217V216H17ZM20 217V216H19ZM27 217V215H26ZM31 217V216H30ZM45 217V216H44ZM52 217V215H51ZM57 217V216H56ZM132 217V216H131ZM21 218V217H20ZM18 218V219H20ZM34 218V217H33ZM32 218V221H33ZM43 218V217H42ZM148 218V217H147ZM214 218V217H213ZM262 218H264L262 216ZM28 219V218H27ZM31 219V218H30ZM37 219V218H36ZM125 219V218H122ZM128 219V218H127ZM126 219V220H127ZM132 219V218H130ZM135 219V217H134ZM24 220V219H23ZM22 220V221H23ZM26 220V219H25ZM18 221V220H17ZM21 221V220H20ZM39 221V220H38ZM49 221V220H48ZM128 221V220H127ZM25 222V221H24ZM135 222V221H134ZM20 223V222H19ZM29 223V221L27 222ZM122 223V222H121ZM17 224V223H16ZM23 224V222H22ZM25 224V223H24ZM123 224V223H122ZM264 224V223H263ZM5 225V224H4ZM27 225V224H26ZM134 225V224H133ZM1 226V225H0ZM23 226V225H22ZM263 226V225H262ZM17 227V226H16ZM21 227V226H20ZM27 226H25L26 228ZM48 227V226H47ZM51 227V226H50ZM264 227V226H263ZM19 228V227H17ZM33 228V227H32ZM39 228V227H38ZM27 229V228H26ZM212 229V228H211ZM24 230V229H23ZM31 230V229H30ZM29 230V231H30ZM129 230V229H128ZM134 230V229H133ZM14 231V230H13ZM21 231V230H20ZM25 231V230H24ZM23 231V232H24ZM28 231V230H27ZM25 231V232H27ZM246 231V230H245ZM17 232V231H16ZM33 232V231H32ZM141 232V231H140ZM8 234L11 233H7V231H5L3 234L0 235V256H2V253H9V245L11 240L9 239H4V235L9 236ZM22 234V232L20 233V235ZM13 235V234H12ZM19 235V234H18ZM22 236V235H21ZM138 236V235H137ZM142 237V236H141ZM25 238V236H24ZM131 238V237H130ZM152 238V237H151ZM31 239V238H30ZM37 239V238H36ZM23 240V238H22ZM26 241V240H25ZM30 241V240H28ZM108 242V241H107ZM30 243V242H29ZM32 243V242H31ZM25 244V242H24ZM34 244V243H33ZM32 244V246H33ZM52 244V243H51ZM29 246V245H28ZM38 246V245H37ZM156 246V245H155ZM156 249V248H155ZM29 250V249H28ZM32 250V249H31ZM22 251H24L23 248L19 249V253H21ZM157 252V250H156ZM158 255V254H156ZM37 256V255H36ZM39 257V255H38ZM190 257V256H189ZM178 258V257H177ZM219 258V257H218ZM20 259V257H19ZM21 260V259H20ZM30 260V259H29ZM28 261V260H27ZM36 261V260H35ZM2 262V261H1ZM23 262V261H22ZM21 262V263H22ZM37 263V262H36ZM35 263V264H36ZM1 264V263H0ZM4 264V263H3ZM23 264V263H22Z\"/></svg>",
  "mask_w": 264,
  "mask_h": 264
}]
</instances>
